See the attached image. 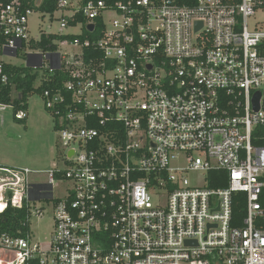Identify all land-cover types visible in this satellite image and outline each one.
<instances>
[{
	"label": "built area",
	"instance_id": "2783aa9c",
	"mask_svg": "<svg viewBox=\"0 0 264 264\" xmlns=\"http://www.w3.org/2000/svg\"><path fill=\"white\" fill-rule=\"evenodd\" d=\"M54 2L68 12L61 29L80 14L79 34L99 20L100 37L30 51L29 6L44 0H0V83L19 52L66 78L41 97L63 168L45 172L34 200L33 172L0 168V212L26 207L30 221L35 202L52 203L51 234H0V264H264V148L252 144L264 128V26L248 28L264 0Z\"/></svg>",
	"mask_w": 264,
	"mask_h": 264
},
{
	"label": "rangeland",
	"instance_id": "374dc122",
	"mask_svg": "<svg viewBox=\"0 0 264 264\" xmlns=\"http://www.w3.org/2000/svg\"><path fill=\"white\" fill-rule=\"evenodd\" d=\"M67 14L68 12L61 11H56L52 16L41 12L32 13L28 17L30 38L39 40L42 34L51 33L79 34L80 29L77 26L60 28L61 17ZM256 23L259 27L264 26V8L248 19V28L252 29ZM4 61L12 65L26 66V60L21 57V52L17 58H5ZM44 65L47 66V63ZM41 71L43 69H40ZM26 113L25 123H21L14 119L11 108L7 107L5 111L0 112V168L28 169L33 172L28 178L31 185L44 184L47 181L46 171L63 168L62 159L65 151L61 147L53 119L46 111L40 95L33 94L28 98ZM199 178H202L201 174ZM68 188L67 181L57 183L53 191L54 198L62 199ZM35 194H30L32 199ZM3 197L7 199L5 193ZM34 205L41 208L42 213L40 217L32 216L29 232L35 242L44 244L48 242L53 226L52 203L37 201Z\"/></svg>",
	"mask_w": 264,
	"mask_h": 264
},
{
	"label": "trees",
	"instance_id": "16d2710c",
	"mask_svg": "<svg viewBox=\"0 0 264 264\" xmlns=\"http://www.w3.org/2000/svg\"><path fill=\"white\" fill-rule=\"evenodd\" d=\"M86 2L88 0H82ZM99 1V0H94ZM107 4H111L120 0H101ZM35 12L48 14L52 16L56 11V4L54 0H44L38 7H33ZM96 30L93 34H89L82 29L81 34H62L51 33L42 34L39 40L31 39L27 43V48L30 51L39 52L42 54H53L58 50V45L65 41H73L79 39L80 41L88 38L96 40L100 37L102 31V24L99 20L94 21ZM85 26L86 22L80 14H76L72 19H67V26L75 28L76 26ZM5 72L8 76L6 85L0 83V104L8 106L12 109L14 119L18 122L25 123L28 110V98L33 94H38L42 97L44 90H55L61 88L66 78L60 71H54L49 74L47 70L41 71L33 69L28 66L7 65ZM42 73V74H41ZM38 82V84H37ZM13 94H16L14 97ZM18 112H24L26 118L18 120L15 115ZM252 144L255 147L264 148V128H255L252 134ZM210 178L215 176V173L209 174ZM210 188L225 187L224 182H216L210 179ZM233 214L236 218H242L244 215V195L237 193L233 196ZM29 213L26 207L22 209L13 208L10 204L0 212V234H5L10 237H21L29 233ZM235 225H238L237 223ZM240 225V224H239Z\"/></svg>",
	"mask_w": 264,
	"mask_h": 264
},
{
	"label": "water",
	"instance_id": "95a60500",
	"mask_svg": "<svg viewBox=\"0 0 264 264\" xmlns=\"http://www.w3.org/2000/svg\"><path fill=\"white\" fill-rule=\"evenodd\" d=\"M196 30H198L200 27H201V23H197L196 25ZM93 28H94V25L93 24H88L87 25V27H86V29L88 30V31H92L93 30ZM258 98H259V94H257L256 95V100H255V102H256V104H255V109L257 110V102H258ZM35 185H31L30 187L32 188V187H34Z\"/></svg>",
	"mask_w": 264,
	"mask_h": 264
},
{
	"label": "crops",
	"instance_id": "0c3cea01",
	"mask_svg": "<svg viewBox=\"0 0 264 264\" xmlns=\"http://www.w3.org/2000/svg\"><path fill=\"white\" fill-rule=\"evenodd\" d=\"M28 67H30V66H28ZM31 68H32V67H31ZM37 185H38V184H35V186L31 188V190L34 188L35 191H36V190L38 191V187H37ZM30 186H31V185H30ZM36 193H37V192H36ZM30 194H31V193H30ZM30 197H31V196H30ZM36 198H37V197H36V195H35L34 199H36ZM34 199H33V200H34Z\"/></svg>",
	"mask_w": 264,
	"mask_h": 264
},
{
	"label": "flooded vegetation",
	"instance_id": "af4514ba",
	"mask_svg": "<svg viewBox=\"0 0 264 264\" xmlns=\"http://www.w3.org/2000/svg\"><path fill=\"white\" fill-rule=\"evenodd\" d=\"M29 191H30V193H33V194L37 192V190L35 191V189H34V188H33L32 190H31V188H30V190H29Z\"/></svg>",
	"mask_w": 264,
	"mask_h": 264
}]
</instances>
